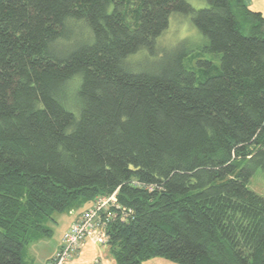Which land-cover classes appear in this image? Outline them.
Wrapping results in <instances>:
<instances>
[{
	"label": "trees",
	"instance_id": "1",
	"mask_svg": "<svg viewBox=\"0 0 264 264\" xmlns=\"http://www.w3.org/2000/svg\"><path fill=\"white\" fill-rule=\"evenodd\" d=\"M206 1L0 0V264L111 194L116 264H264V15ZM173 11L200 50H156Z\"/></svg>",
	"mask_w": 264,
	"mask_h": 264
},
{
	"label": "rangeland",
	"instance_id": "2",
	"mask_svg": "<svg viewBox=\"0 0 264 264\" xmlns=\"http://www.w3.org/2000/svg\"><path fill=\"white\" fill-rule=\"evenodd\" d=\"M193 8L205 7L208 3L206 0H187ZM168 25L163 32L156 38V50L162 53V49L173 48L179 42L186 41L185 45L188 48L195 51L200 50L205 44L206 39L200 33L197 27L192 24L191 15L182 14L177 11H173L170 15ZM74 33V31H72ZM80 28L75 29L74 39H82L84 37ZM146 51L136 52L130 57L133 61L136 58L141 59L144 55L153 57ZM205 58H209L211 54L208 52H202ZM143 62V61H141ZM143 65V64H142ZM77 81L73 79L70 81V87H76ZM70 103L66 104L67 108H70ZM72 107V106H71ZM77 113V111H74ZM248 188H251L256 193L264 196V177L262 171L258 169L251 176L247 182ZM94 201L88 206L84 203L81 206L72 208L70 211H62V213H55L53 219L47 223V226L51 230V233L47 236L30 241V244L24 248V258L29 264H41L43 260L50 257L58 245L62 242L63 233L73 224L76 220V216L84 212L85 209L93 207ZM74 218V219H73ZM73 220V221H72ZM72 221V222H71ZM71 222V223H70ZM84 247V248H82ZM59 248V247H58ZM83 249L81 257H78L75 264H116L113 260L112 253L109 250V246L106 244H94L89 239H85V243L80 247ZM58 250V249H57ZM56 250V251H57ZM55 251V252H56ZM89 252V253H88ZM74 257V256H73ZM72 258L66 260L64 264H70ZM51 259V258H50ZM47 261V260H46ZM74 264V263H72ZM141 264H182L178 261H172L165 257H152L150 260L143 261Z\"/></svg>",
	"mask_w": 264,
	"mask_h": 264
},
{
	"label": "built area",
	"instance_id": "3",
	"mask_svg": "<svg viewBox=\"0 0 264 264\" xmlns=\"http://www.w3.org/2000/svg\"><path fill=\"white\" fill-rule=\"evenodd\" d=\"M98 199L94 200L95 204H98ZM94 205V204H93ZM93 211L85 213L84 219L76 220L73 224L63 233L61 247L56 251L53 257L49 260L53 261L54 258L59 256L56 263L64 264V262L72 258L78 249L83 245L85 239L91 240L94 244H104L106 239L103 237L102 228L99 225L89 224L88 217H91ZM93 228L94 231L90 230Z\"/></svg>",
	"mask_w": 264,
	"mask_h": 264
},
{
	"label": "bare ground",
	"instance_id": "4",
	"mask_svg": "<svg viewBox=\"0 0 264 264\" xmlns=\"http://www.w3.org/2000/svg\"><path fill=\"white\" fill-rule=\"evenodd\" d=\"M115 198H116V194H111L110 196L105 195V196H100V197L96 198L95 200L98 199V201H97L98 204L94 203V205H92L93 206L92 208L85 210L84 213H82L81 216L77 219V220L84 219L85 213L92 210L93 214L91 217H88V219H90L88 223L92 224V225L96 224V225H99L102 228H104V230H102L103 237L106 239L104 244H107V237L105 234V230H106V225H107L108 221L110 220V217H108L109 214H106V216H105L106 218L103 219V217H101L100 213L106 212V209L109 207L108 205L111 204L113 201H115ZM90 230L94 231L93 228H90ZM58 259H59V256L54 258L53 261L47 262L46 264H59V263H56V261Z\"/></svg>",
	"mask_w": 264,
	"mask_h": 264
},
{
	"label": "crops",
	"instance_id": "5",
	"mask_svg": "<svg viewBox=\"0 0 264 264\" xmlns=\"http://www.w3.org/2000/svg\"><path fill=\"white\" fill-rule=\"evenodd\" d=\"M245 2L247 3V5H248L249 8H251V9H253V10H256V11H259V12H262V14L264 15V0H245ZM78 216H79V215H78ZM78 216H76L75 218L77 219ZM73 219H74V218H73ZM72 221H73V220H72ZM72 221H71V222H72ZM71 222H70V223H71ZM84 243H85V241H84ZM84 243H83V244H84ZM60 244H61V243H60ZM60 244L58 245V247L60 246ZM58 247L54 250V253H53L50 257H48V258H46L45 260H43L41 264H45V263L47 262V261H46L47 259L52 258L53 255L56 253L55 251L58 249ZM82 248H84V247H82ZM82 248H80V249L77 250V253L74 255V257H73L72 261L70 262V264H72V263L75 264V261L77 260V258H78V257H81L82 253L85 252V251H83ZM82 251H83V252H82ZM88 253H89V252H88Z\"/></svg>",
	"mask_w": 264,
	"mask_h": 264
}]
</instances>
